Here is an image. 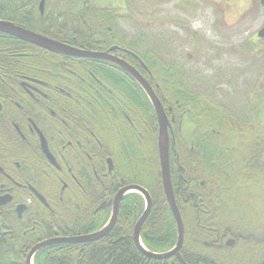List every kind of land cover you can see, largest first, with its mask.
Masks as SVG:
<instances>
[{
  "label": "flooded vegetation",
  "instance_id": "flooded-vegetation-1",
  "mask_svg": "<svg viewBox=\"0 0 264 264\" xmlns=\"http://www.w3.org/2000/svg\"><path fill=\"white\" fill-rule=\"evenodd\" d=\"M134 1L124 0L123 8H117L92 0H2L0 12L9 18L1 21L27 29L22 19L39 17L37 25L43 17L79 19L86 6L110 8L108 16L117 23L110 36L114 40L99 48L90 39H103L111 29L104 16L97 27H52L55 34L67 28L86 31L93 50L28 30L78 50L117 58L156 87L167 119L168 168L183 224L178 251L185 264L182 252H192L183 243L192 227L197 235H208L202 247L215 257L222 253L220 246L228 250L243 239L241 254H226L227 262L264 264V199L256 197L264 178V81L255 86L264 59L249 62L256 51L244 43L218 47L213 41H200L191 30L185 31L182 42L169 31L167 40L164 36L149 44V11L139 10ZM91 31L101 33L92 36ZM258 31L249 43L261 41L264 47ZM158 65L161 73L153 69ZM239 76L243 79L237 89L234 81ZM145 99L155 115L138 82L112 60L52 52L0 32V264H85L87 246L102 243L116 224L120 226L124 198L134 196L135 203L145 207L141 191H127L117 201L108 232L87 239L109 224L119 190L137 186L151 200L154 179L149 169L158 165L160 175L158 122L155 115L154 131ZM153 141L156 161L150 157ZM216 216L243 227L247 217L262 227V237L257 245L248 243L247 234L256 236L248 227L243 238L218 225ZM202 247L193 253L207 257ZM169 258L181 264L175 255Z\"/></svg>",
  "mask_w": 264,
  "mask_h": 264
},
{
  "label": "trees",
  "instance_id": "trees-1",
  "mask_svg": "<svg viewBox=\"0 0 264 264\" xmlns=\"http://www.w3.org/2000/svg\"><path fill=\"white\" fill-rule=\"evenodd\" d=\"M1 1L2 0H0V3ZM109 9L110 8H101L99 6H86L82 9V11H86V13L83 17L79 19H73L68 16L53 19L43 17V22L41 24L37 22V25H35V23L37 19H41L39 17L26 18L22 19V21L27 28H33L36 31L47 35L48 37H60L64 40L69 39L70 41H73L75 45H79L84 49L93 50L92 46L88 45L86 37L84 36L86 31L73 30V32L72 30H69L67 28L63 30V32L61 31L58 34H55L52 31V27H97L100 24L101 17L104 16L105 22L111 27V29L105 31L103 39H99L96 37L90 39V41H93L95 45L98 44L99 48L102 46V44L106 43L107 41L114 40V38L110 36L113 32L116 31L115 28L117 23L114 20L113 16H108L107 12L109 11ZM6 18H9V16H6V13L1 11L0 20H4ZM155 20L156 21L153 22L163 23V21L166 20V17L162 16L156 18ZM149 22L151 21L149 20ZM100 33H98L97 31H91L90 35L97 36ZM72 36L74 38H72ZM152 36L156 39L151 42H160L164 40L163 37L161 38L159 35L157 36V34H155L154 32ZM26 45L31 46L28 44ZM153 55L155 56V53ZM149 66L151 67L150 64ZM153 69L156 70L158 73L162 72L161 65H158L156 68ZM146 102L147 100L145 99V103L143 106H145L147 110H149L150 116L154 122V131H156V120L154 112L151 109V106H149L150 104L148 105ZM152 146L153 149L151 151L150 157L153 156L152 159L156 161L155 157H157V152L155 141H153ZM149 170H151L150 174L151 177H153L152 179H154L151 185V189H149L151 196V205L150 209L148 210V216L146 220H144V223L142 224L140 229V240L143 246L148 251L153 253H163L175 246V240L177 239V234L175 230L176 227L171 211L168 210L169 208L167 206L166 199H164L165 197L163 195V190L161 189L162 185L159 179L160 175L158 165H155L152 169ZM175 183L176 185L178 184V179ZM134 200V196H129L123 199L121 203V213H119L118 217V223H120V226L116 224L114 228L109 233H107V235L104 236L102 243H91L87 246V250L84 255L85 264H178L177 262H175L176 260L174 258L160 259L148 257L147 255L142 253L133 243L134 241L131 238L133 221L137 216H139V213H141V211L144 209L143 204H141L140 202H137L136 204ZM126 212L129 213V215H126ZM130 213H132V215L134 216H131ZM123 221H128V224H130V226H124L123 224L125 223ZM182 256L184 257L187 264H215L214 262L208 260V256L206 257L201 253L199 254L189 252L188 254H185L182 252Z\"/></svg>",
  "mask_w": 264,
  "mask_h": 264
},
{
  "label": "rangeland",
  "instance_id": "rangeland-1",
  "mask_svg": "<svg viewBox=\"0 0 264 264\" xmlns=\"http://www.w3.org/2000/svg\"><path fill=\"white\" fill-rule=\"evenodd\" d=\"M95 2V4H107L110 3L112 6L117 8H123L124 0H92ZM136 6L141 11H149V44L151 41L155 40L156 38H153L152 34L153 32L159 35L161 38H165L166 36L167 40V33L170 31L174 35V39L179 38V41H183L182 38H186L188 33H185V31H196L197 35H199L200 41H213L215 42V45L219 47V45H224L227 48H231L232 46L238 44V43H244L246 47H248L249 50H255L253 54H250L249 62L257 61V58L264 59V47H261V41H257L258 44H256V41L253 42L254 44H250L253 35L260 29V26L263 24V11L261 6H259L258 0H135ZM194 4L190 5L189 4ZM191 11V13H189ZM165 16L166 20H169L170 22H153L156 21V18ZM184 30V31H183ZM180 36V37H179ZM159 40V39H158ZM226 43H229V45H226ZM197 47L196 45H194ZM193 46V47H194ZM203 46V45H202ZM198 46V48L202 47ZM253 48V49H252ZM190 52V48L186 50ZM199 56V55H198ZM201 58V56H199ZM262 59V60H263ZM264 66V65H263ZM196 67V66H194ZM197 68V67H196ZM153 72L154 70L150 68ZM198 69V68H197ZM261 76H259L255 82V86L260 85L264 81V76L262 73L264 72V67L260 68ZM248 73H251V71H248ZM236 74V71H234V75ZM242 76H239V81L235 83L238 84L237 89H239V85L241 87L242 84ZM151 83L149 82L148 85ZM150 87L155 92L154 88L155 86L150 85ZM154 87V88H153ZM264 178H261L262 185L259 186L257 189L259 194H257L256 197H261L262 200L264 199ZM249 188H252V185H249ZM262 210H258V212H261ZM224 213V212H222ZM219 216H216L217 224L222 226L223 228H227L229 231L233 232L236 235H241L243 238L246 236L243 235V231L245 229L246 232L247 227L250 230V233L253 235L255 233V238H247L249 239L248 243H252L257 245L258 244V238L261 239L262 234H260V231L262 230V227L259 226L258 223L249 221L247 217L245 219L243 218V222L246 225H235L232 223V221L228 220L226 221V218L224 221H220L222 218H218ZM193 228V233L190 235L189 239H185L184 244L186 247H189V250L191 252H198L203 244L204 237H208V235H200L196 234V231ZM260 234V235H259ZM200 235V236H199ZM253 237V236H252ZM242 238V237H241ZM237 243H233V247H230V249L227 250L228 247L225 245L220 246V253L219 256H214L215 254L210 253L208 249L204 250V246L201 249V252L208 255L210 261H213L215 264H230L229 262L233 263L232 261L227 262L226 254L228 253H239L241 254L242 244L244 243L243 239H238L236 241ZM239 245V246H238ZM206 246V245H205ZM238 246V247H237ZM264 247V245H263ZM247 248V247H246ZM211 249V248H209ZM235 249V250H234ZM247 249H253V247H248ZM227 250V251H226ZM234 250V251H232ZM251 252V251H250ZM261 251L257 252L258 256L260 255ZM254 254H251L252 256ZM258 256L255 255V258L258 259ZM253 257V256H252ZM263 256L259 257V260H261ZM258 260V261H259ZM256 261V262H258ZM233 264H243L242 261L234 262ZM254 264V263H253Z\"/></svg>",
  "mask_w": 264,
  "mask_h": 264
},
{
  "label": "water",
  "instance_id": "water-1",
  "mask_svg": "<svg viewBox=\"0 0 264 264\" xmlns=\"http://www.w3.org/2000/svg\"><path fill=\"white\" fill-rule=\"evenodd\" d=\"M261 3V6L264 7V0H259ZM262 28L259 29L258 31V37H261L264 40V25L261 26ZM0 32L12 35L17 37L18 39H21L23 41H26L28 43L34 44L40 48H44L46 50H50L52 52L56 53H64V54H70L75 55V56H83V57H93V58H102V59H109L112 60L113 62L119 64L124 70H126L131 76L134 77V79L138 82V84L141 86V88L145 91L146 95L148 96L154 111L155 115L157 117V122H158V134H157V148H158V155H159V162H160V176H161V182H162V189L165 194L166 201L170 207L169 210H171L172 215H173V220L176 225L177 230V240L175 247L170 249L169 251H166L164 253H153L148 251L142 244L140 240V229L143 224V220H145L146 215H147V210L150 209L151 205V200L147 192L144 190H141L142 188H139L137 186H127L117 193L115 197L114 202V208H113V213L111 220L109 224L103 228L101 231H99L96 234H93L89 236L87 239L93 240L96 238H99L104 235V233L108 232V230L111 228L113 225V222L116 218V211H117V206L118 202L120 201V198L124 195V193L128 192H142L145 196V208L143 212L141 213L140 217L135 221V225L133 228V243L136 245V247L145 255L148 257L152 258H169L173 255L176 256L178 261L181 264H185L184 260L179 254V249L182 245L183 242V224L182 220L179 214V211L175 203L174 195H173V190H172V184H171V178H170V170H169V143H168V134H167V119L165 112L163 110V107L161 105V102L155 95L153 89L148 85V83L140 76L136 71L131 70L126 63L123 61H120L117 58H114L112 56H109L104 53H97V52H89V51H84V50H78L76 48H72L70 46H67L63 43H59L56 40H52L44 35H41L39 33H35L33 31H30L21 26L15 25L11 22L8 21H1L0 20Z\"/></svg>",
  "mask_w": 264,
  "mask_h": 264
},
{
  "label": "bare ground",
  "instance_id": "bare-ground-1",
  "mask_svg": "<svg viewBox=\"0 0 264 264\" xmlns=\"http://www.w3.org/2000/svg\"><path fill=\"white\" fill-rule=\"evenodd\" d=\"M140 217V216H139Z\"/></svg>",
  "mask_w": 264,
  "mask_h": 264
}]
</instances>
